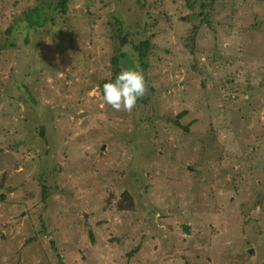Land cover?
<instances>
[{
  "label": "rangeland",
  "instance_id": "rangeland-1",
  "mask_svg": "<svg viewBox=\"0 0 264 264\" xmlns=\"http://www.w3.org/2000/svg\"><path fill=\"white\" fill-rule=\"evenodd\" d=\"M203 1L71 0L32 30L36 0H0V264H264V0ZM117 19L131 114L101 106Z\"/></svg>",
  "mask_w": 264,
  "mask_h": 264
},
{
  "label": "trees",
  "instance_id": "trees-1",
  "mask_svg": "<svg viewBox=\"0 0 264 264\" xmlns=\"http://www.w3.org/2000/svg\"><path fill=\"white\" fill-rule=\"evenodd\" d=\"M36 1H37L36 6L34 8H32L30 12L27 13V17L32 18L31 15H33V12L35 11L37 13V18L34 20H29L30 23H28V25L23 26V28L29 27V28H32V30L37 29V28L40 29L39 27H42L43 25H45L50 20L55 22V17L57 15L64 16L68 12V10L70 8V4H71V0H36ZM212 1L213 0H209L208 4H206L203 1L199 8H196L194 6V2L193 3L191 2L189 4H190V7L193 4L192 8L194 9V14L197 12V15L199 14L200 16L201 15L204 16V15L208 14L207 5L210 6L212 4ZM49 11H51V12L49 13ZM201 23H203V20H201ZM112 26H114L115 29L114 28L112 29L111 38L115 41H118V45L115 48V54L113 55V58H112V64H113V69H114L113 74H112L111 78L105 79L102 82H100V88L102 91H103V84L105 82H108L109 80H114L116 75L120 72V70L122 68L134 67L137 69V67L134 66L132 63H130L128 61V58H127V51L125 49H126L127 44L129 43V38L125 32L124 23L120 19H117L114 22H112ZM14 27L15 26L7 28L3 33H6V32H9L12 30V41L8 45H11V47L17 48L16 50H14V52H16V53L18 52V54H17L18 56L25 57L20 51V48L22 46L18 45V42H17L18 36H21V35L14 34V31H13ZM197 28H198V26L195 25L194 30H197ZM30 34H32V31ZM30 34L29 35L23 34V37L21 36L23 44L31 45V35ZM22 49H23V47H22ZM25 49H26V47H25ZM133 49H134V52H136L138 54V58L140 60V63H141V65H143V68H144L143 63H144V61H146V59L149 55L150 49H151L150 38L143 39L138 44H134ZM33 50L35 51V53H37V52L39 53V49L36 46H35V48H33ZM10 51L12 52V49H10ZM28 51H30V49H28ZM28 64L30 66H39L40 67V64L36 63L33 60L28 61ZM20 65L22 66V62L20 63ZM39 67L33 68L34 71L39 70L40 69ZM144 101H148V100H144ZM153 113H155V112H153ZM185 113H186L185 111L179 113L177 115V117L173 120V122L177 126L182 127L186 131H188L190 129V125H183L180 122V119L185 115ZM145 120L148 121L149 118L145 119ZM39 133H40V136H42L43 138L46 139L47 136H46V130H45L44 125L40 126ZM1 187H4V182L0 183V188ZM0 197H1V199H4L3 193L0 194ZM134 206H135V201H134L133 195L130 194L129 192H125L123 200L118 202V208L120 210H126V209L132 210L134 208ZM2 237H4V236L2 235ZM36 240H37V236L35 235L33 237L28 238L26 240V244L31 243V242L36 241ZM133 252H134V250H133ZM133 252L131 254L129 253L128 255L131 256L133 254Z\"/></svg>",
  "mask_w": 264,
  "mask_h": 264
},
{
  "label": "clouds",
  "instance_id": "clouds-1",
  "mask_svg": "<svg viewBox=\"0 0 264 264\" xmlns=\"http://www.w3.org/2000/svg\"><path fill=\"white\" fill-rule=\"evenodd\" d=\"M148 91L144 74L134 67L120 70L114 80L103 84L102 104L110 106L117 112L131 114L140 98Z\"/></svg>",
  "mask_w": 264,
  "mask_h": 264
},
{
  "label": "water",
  "instance_id": "water-1",
  "mask_svg": "<svg viewBox=\"0 0 264 264\" xmlns=\"http://www.w3.org/2000/svg\"><path fill=\"white\" fill-rule=\"evenodd\" d=\"M184 230L186 231V232H189V227L188 226H185L184 227ZM253 252V251H252Z\"/></svg>",
  "mask_w": 264,
  "mask_h": 264
}]
</instances>
